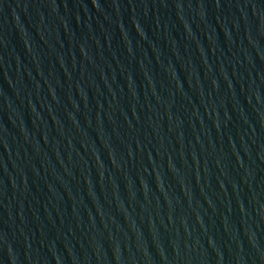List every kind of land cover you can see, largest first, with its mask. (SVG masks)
I'll return each mask as SVG.
<instances>
[{
	"label": "water",
	"instance_id": "95a60500",
	"mask_svg": "<svg viewBox=\"0 0 264 264\" xmlns=\"http://www.w3.org/2000/svg\"><path fill=\"white\" fill-rule=\"evenodd\" d=\"M0 264H264V0H0Z\"/></svg>",
	"mask_w": 264,
	"mask_h": 264
}]
</instances>
